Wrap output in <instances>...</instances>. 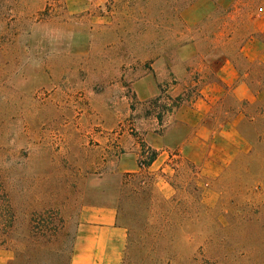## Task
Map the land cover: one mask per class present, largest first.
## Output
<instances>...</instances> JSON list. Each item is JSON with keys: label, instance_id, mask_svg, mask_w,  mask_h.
<instances>
[{"label": "rangeland", "instance_id": "rangeland-1", "mask_svg": "<svg viewBox=\"0 0 264 264\" xmlns=\"http://www.w3.org/2000/svg\"><path fill=\"white\" fill-rule=\"evenodd\" d=\"M262 15L264 0H0V249L67 259L83 207L113 202L124 264H264V101L212 149L150 136L225 59L248 67ZM146 77L161 92L142 100Z\"/></svg>", "mask_w": 264, "mask_h": 264}, {"label": "crops", "instance_id": "crops-1", "mask_svg": "<svg viewBox=\"0 0 264 264\" xmlns=\"http://www.w3.org/2000/svg\"><path fill=\"white\" fill-rule=\"evenodd\" d=\"M252 22V33L260 35L262 41L258 42L252 36L242 47L240 58L248 67L242 69L238 62L225 59L216 70L215 78L205 82L194 100L171 112L170 124L163 133L150 135L153 148L212 149L213 138L241 136L238 126L246 117V105H258L264 101V83L259 78L264 69V15L255 17ZM182 69L179 66V73L175 71V75H184ZM138 84L137 94L142 100L161 92L153 78L146 77ZM226 99L237 106V116L226 118L216 128L213 124L216 106ZM128 240L129 231L119 222L117 204L86 205L79 213L69 264H124ZM0 256L3 264H9L11 250L0 249Z\"/></svg>", "mask_w": 264, "mask_h": 264}, {"label": "trees", "instance_id": "trees-1", "mask_svg": "<svg viewBox=\"0 0 264 264\" xmlns=\"http://www.w3.org/2000/svg\"><path fill=\"white\" fill-rule=\"evenodd\" d=\"M262 74V73H260ZM155 158H152L151 161L153 162ZM35 234H33L34 236ZM48 236L49 233H45L43 236ZM51 235V234H50ZM39 236V235H38ZM52 236V235H51ZM3 236L0 235V248L3 247ZM41 247H44L42 245H36L31 249H26L25 251H20L19 253L15 252L16 249H9L14 251V258L10 261L9 264H69L71 252H72V246L70 254L68 255L67 259H65L64 256H61L59 252L53 250L52 248H48L45 251H38V249H41ZM35 250V251H32ZM27 255L28 261L25 260V256ZM29 260L31 262H29Z\"/></svg>", "mask_w": 264, "mask_h": 264}]
</instances>
